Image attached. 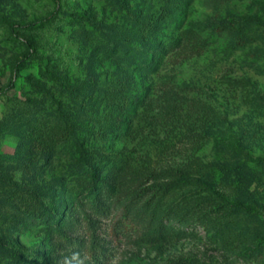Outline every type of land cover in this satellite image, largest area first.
Segmentation results:
<instances>
[{"label": "rangeland", "instance_id": "374dc122", "mask_svg": "<svg viewBox=\"0 0 264 264\" xmlns=\"http://www.w3.org/2000/svg\"><path fill=\"white\" fill-rule=\"evenodd\" d=\"M260 238L264 0H0V264H264Z\"/></svg>", "mask_w": 264, "mask_h": 264}, {"label": "trees", "instance_id": "16d2710c", "mask_svg": "<svg viewBox=\"0 0 264 264\" xmlns=\"http://www.w3.org/2000/svg\"><path fill=\"white\" fill-rule=\"evenodd\" d=\"M254 24H262V23H254ZM21 26L16 23V22H11L9 23V28L11 30V32L17 36L18 38H23L19 32V28ZM27 42V44L30 46V47H34L36 45V43L33 41V40H30V39H26L25 40ZM190 179H186L184 180L183 182H186V181H189ZM264 243V238H260L258 241H257V245H256V248L260 247L262 244ZM245 255H251V250H247L244 252Z\"/></svg>", "mask_w": 264, "mask_h": 264}, {"label": "clouds", "instance_id": "9594fccd", "mask_svg": "<svg viewBox=\"0 0 264 264\" xmlns=\"http://www.w3.org/2000/svg\"><path fill=\"white\" fill-rule=\"evenodd\" d=\"M72 259H73V260H76L77 257H76V256H73ZM66 264H71V261H66Z\"/></svg>", "mask_w": 264, "mask_h": 264}]
</instances>
